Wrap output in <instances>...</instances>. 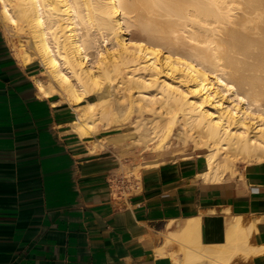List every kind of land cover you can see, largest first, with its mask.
<instances>
[{
  "label": "bare ground",
  "instance_id": "obj_1",
  "mask_svg": "<svg viewBox=\"0 0 264 264\" xmlns=\"http://www.w3.org/2000/svg\"><path fill=\"white\" fill-rule=\"evenodd\" d=\"M0 13L22 38L18 60L46 74L40 93L79 106L82 133L128 123L115 106L128 98L168 116L150 132L159 148L180 121L193 153L204 152V181L264 161V0H0ZM207 227L206 217L190 220L181 238L197 245L184 258L233 264L264 250L242 217L219 239H204Z\"/></svg>",
  "mask_w": 264,
  "mask_h": 264
},
{
  "label": "crops",
  "instance_id": "obj_2",
  "mask_svg": "<svg viewBox=\"0 0 264 264\" xmlns=\"http://www.w3.org/2000/svg\"><path fill=\"white\" fill-rule=\"evenodd\" d=\"M36 78L46 74L18 60L0 13V264H212L184 258L197 217L204 239L253 222L264 248V161L221 182L192 158L145 165L97 134L111 129L82 133L79 106L42 95ZM233 264H264V250Z\"/></svg>",
  "mask_w": 264,
  "mask_h": 264
},
{
  "label": "rangeland",
  "instance_id": "obj_3",
  "mask_svg": "<svg viewBox=\"0 0 264 264\" xmlns=\"http://www.w3.org/2000/svg\"><path fill=\"white\" fill-rule=\"evenodd\" d=\"M5 30L8 35V38L12 44V46H19L22 38L15 34V31L7 26L5 23ZM14 36V37H13ZM18 42V44H17ZM118 92V91H117ZM117 96H120V93H116ZM138 103V104H136ZM131 109V105L129 99L122 98L119 101L115 102V106L124 115V117H128L126 124L122 125L117 129H111L110 131L106 132H99V135H108L110 139L114 140L118 145H124L127 147L131 153L135 154L136 156L140 157L141 163L147 165L154 162L160 163L162 162H171L173 160L179 161L182 160L183 154L192 153L193 160H196L200 166V160L203 159V153H193V146L194 142L191 138H185V132L183 126L181 125L180 121L177 123L174 133L167 139L166 143L163 144L162 147L159 148L156 142L158 143V139L150 140L151 139V129L153 128V124L155 121V116L158 114H162V110L159 108V104H151L149 106H140L141 103L136 102ZM158 106V107H157ZM142 107V108H141ZM149 108V110L147 109ZM131 109V111H130ZM151 110V111H150ZM154 113V114H153ZM167 115L162 114L160 116L161 120L165 122ZM168 117V116H167ZM166 119V120H165ZM126 125V126H125ZM122 128V129H121ZM189 138V139H188ZM186 140V142H185ZM190 141V142H189ZM184 143H186L184 145ZM156 146V147H155ZM153 147V149H152ZM164 147V148H163ZM182 149V151H181ZM154 154V155H153ZM197 155V156H196ZM146 159V160H145ZM247 163L245 162H238V167L234 174L240 171V167L245 166ZM239 169V170H238ZM233 174V175H234Z\"/></svg>",
  "mask_w": 264,
  "mask_h": 264
}]
</instances>
